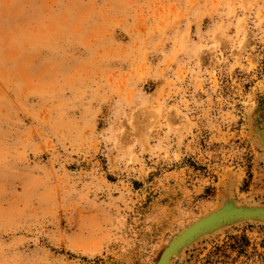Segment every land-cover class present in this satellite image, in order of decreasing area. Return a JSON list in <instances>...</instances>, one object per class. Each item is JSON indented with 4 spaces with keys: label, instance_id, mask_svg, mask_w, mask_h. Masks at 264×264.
Instances as JSON below:
<instances>
[{
    "label": "rangeland",
    "instance_id": "obj_1",
    "mask_svg": "<svg viewBox=\"0 0 264 264\" xmlns=\"http://www.w3.org/2000/svg\"><path fill=\"white\" fill-rule=\"evenodd\" d=\"M258 128L264 0H0V264H155L227 189L264 207ZM174 260L264 264V223Z\"/></svg>",
    "mask_w": 264,
    "mask_h": 264
},
{
    "label": "bare ground",
    "instance_id": "obj_2",
    "mask_svg": "<svg viewBox=\"0 0 264 264\" xmlns=\"http://www.w3.org/2000/svg\"><path fill=\"white\" fill-rule=\"evenodd\" d=\"M256 131H257L258 138H259V141L261 144L260 146H262V148L264 149V132L260 131L259 128ZM263 154H264V152H263ZM232 174H233V172L231 173V176H232ZM234 175H235V173H234ZM224 176H226V175H224ZM227 190H228L227 191L228 193L227 192L226 193L228 195L226 194V196H228V198L224 199V201H222L220 204H218V205L216 204L217 206H215L214 208L211 207L212 209L210 211L205 212V214L200 215V217L196 218L193 221H190L186 227H184L179 233L175 234L172 237V239H170V242L166 246V249H165L164 253L162 254V257L155 264H173V262L175 261L174 259L179 258L180 256L182 257L184 250L188 246H190L191 244L195 243L196 241H198L204 237H207L209 235L223 231V229L226 228V226L230 225L227 223L228 221H230L232 219H236V218L240 219L241 218L240 216H243V213H244L243 207H248V208L249 207H259L253 203H251V204H248V203L243 204L242 203L241 204V202L240 203L236 202L235 199H233V197H232V193H231L230 189H227ZM251 191H252V188H251ZM244 203H246V202H244ZM243 222L244 221L236 222L235 224H240ZM248 222H250V221H248ZM257 222H259V221H257ZM225 223H227V224H225Z\"/></svg>",
    "mask_w": 264,
    "mask_h": 264
},
{
    "label": "water",
    "instance_id": "obj_3",
    "mask_svg": "<svg viewBox=\"0 0 264 264\" xmlns=\"http://www.w3.org/2000/svg\"><path fill=\"white\" fill-rule=\"evenodd\" d=\"M243 216H240L241 218L239 219H232L228 221V224H234L236 222H242V221H259L264 223V207L259 206V207H243ZM225 223V224H227ZM166 247L163 249L162 253L160 254L158 260L162 257V254L164 253ZM157 260V261H158ZM156 261V262H157Z\"/></svg>",
    "mask_w": 264,
    "mask_h": 264
}]
</instances>
